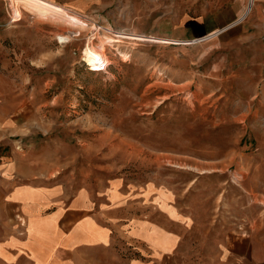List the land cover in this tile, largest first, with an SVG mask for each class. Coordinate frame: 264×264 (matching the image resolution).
I'll list each match as a JSON object with an SVG mask.
<instances>
[{"label":"rangeland","instance_id":"obj_1","mask_svg":"<svg viewBox=\"0 0 264 264\" xmlns=\"http://www.w3.org/2000/svg\"><path fill=\"white\" fill-rule=\"evenodd\" d=\"M95 1L0 0V117L23 169L72 191L147 185L201 259L264 264V18L172 44L147 36L173 39L198 4ZM90 39L101 61H84Z\"/></svg>","mask_w":264,"mask_h":264},{"label":"crops","instance_id":"obj_2","mask_svg":"<svg viewBox=\"0 0 264 264\" xmlns=\"http://www.w3.org/2000/svg\"><path fill=\"white\" fill-rule=\"evenodd\" d=\"M45 1L55 6L96 3ZM235 1L185 0V6L198 4L199 15L178 19L180 29L173 39L147 37L172 44L208 42L246 18L249 10L255 20L264 18V0H238L239 10ZM77 8L62 7L81 15ZM209 49H203L199 58ZM12 124L0 117V264H232L231 252L217 262L216 252L221 251L215 246L201 259L191 228L175 216L182 215L172 199L147 192V185L128 187L117 180L115 188L108 184L72 191L36 180L31 167L23 169L14 149ZM170 206L175 215L166 209Z\"/></svg>","mask_w":264,"mask_h":264},{"label":"bare ground","instance_id":"obj_3","mask_svg":"<svg viewBox=\"0 0 264 264\" xmlns=\"http://www.w3.org/2000/svg\"><path fill=\"white\" fill-rule=\"evenodd\" d=\"M56 37L61 43H67L70 41L69 35L59 34L56 35ZM82 55L84 61L87 63H91L92 61H101L103 57V54H101L100 50L91 39L86 42Z\"/></svg>","mask_w":264,"mask_h":264}]
</instances>
